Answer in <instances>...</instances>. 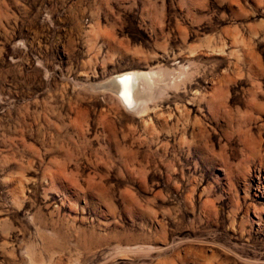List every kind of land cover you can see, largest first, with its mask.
Segmentation results:
<instances>
[{
	"label": "rangeland",
	"instance_id": "rangeland-1",
	"mask_svg": "<svg viewBox=\"0 0 264 264\" xmlns=\"http://www.w3.org/2000/svg\"><path fill=\"white\" fill-rule=\"evenodd\" d=\"M0 264H264V0H0Z\"/></svg>",
	"mask_w": 264,
	"mask_h": 264
},
{
	"label": "bare ground",
	"instance_id": "bare-ground-1",
	"mask_svg": "<svg viewBox=\"0 0 264 264\" xmlns=\"http://www.w3.org/2000/svg\"><path fill=\"white\" fill-rule=\"evenodd\" d=\"M121 79V80H120ZM139 74H125L116 80L117 85L120 87L119 96L127 103H132L138 92Z\"/></svg>",
	"mask_w": 264,
	"mask_h": 264
}]
</instances>
